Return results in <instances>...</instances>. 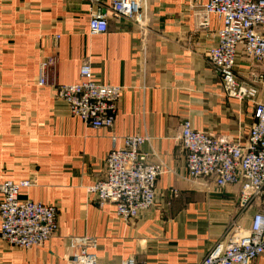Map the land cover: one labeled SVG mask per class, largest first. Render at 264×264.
I'll use <instances>...</instances> for the list:
<instances>
[{"label": "crops", "instance_id": "obj_1", "mask_svg": "<svg viewBox=\"0 0 264 264\" xmlns=\"http://www.w3.org/2000/svg\"><path fill=\"white\" fill-rule=\"evenodd\" d=\"M145 1V28L110 15L108 31L91 36L92 12L109 11L110 0H0V185L32 182L21 200L59 211L48 243L26 251L0 242V264H68L84 236L96 240L90 253L99 264H202L217 243L250 229L259 207L243 209L237 188L189 179L178 139L186 119L207 135L243 142L252 126V104L227 98L208 62L222 24L212 16L208 31L198 28L208 0ZM54 55L59 85L78 84L89 64L97 83L123 88L111 130L86 126L53 87L38 86L40 63ZM235 72L247 80L264 65L240 50ZM113 136L117 149L123 138L147 137L148 163L169 170L158 179L155 206L126 225L87 192L106 178Z\"/></svg>", "mask_w": 264, "mask_h": 264}, {"label": "built area", "instance_id": "obj_2", "mask_svg": "<svg viewBox=\"0 0 264 264\" xmlns=\"http://www.w3.org/2000/svg\"><path fill=\"white\" fill-rule=\"evenodd\" d=\"M91 6L102 0H82ZM110 10L98 8L89 20V34L103 35L108 31L110 15L146 27L145 0H110ZM222 24L215 47L209 50L208 62L220 76L227 98L249 102L253 106L252 126L245 142L238 138L210 136L194 129L188 119L182 124L180 144L186 154L189 179L212 180L220 189L237 188L240 206H258L248 231L236 234L228 243H217L202 264H254L264 255V73L247 80L236 76L238 53L264 65V0H208L198 13L197 26L208 31L210 18ZM58 39V38H57ZM56 55L42 60L37 84L51 86L58 99L64 101L72 116L94 130H111L117 116L123 88L97 83L89 64L80 69V82L59 85L56 81ZM118 138L112 137L113 150L108 154L105 180L87 189L100 206L115 207L116 218L130 224L156 204L158 179L169 173L162 162L149 164L141 148L145 136L123 138V146L115 148ZM32 182L7 181L0 185V242L11 248L30 250L42 247L57 233L59 211L31 200H21L22 192ZM176 195V191H172ZM77 252L68 264H99L90 253L96 240L89 236L75 238ZM120 264H137L129 259Z\"/></svg>", "mask_w": 264, "mask_h": 264}]
</instances>
